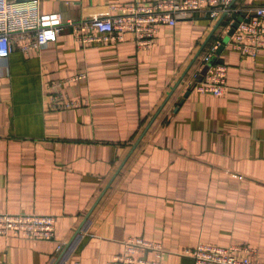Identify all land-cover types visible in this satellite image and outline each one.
I'll return each mask as SVG.
<instances>
[{"label": "crops", "instance_id": "obj_1", "mask_svg": "<svg viewBox=\"0 0 264 264\" xmlns=\"http://www.w3.org/2000/svg\"><path fill=\"white\" fill-rule=\"evenodd\" d=\"M38 1L75 21L154 0ZM217 21L159 25L146 50L130 35L82 45L68 27L40 49L12 41L0 60V213L56 222L53 240L0 239V264H106L129 237L160 243L162 264H192L179 254L198 244L252 247L264 263V51L224 45V93H197L189 81ZM59 91L79 105L52 109Z\"/></svg>", "mask_w": 264, "mask_h": 264}, {"label": "built area", "instance_id": "obj_2", "mask_svg": "<svg viewBox=\"0 0 264 264\" xmlns=\"http://www.w3.org/2000/svg\"><path fill=\"white\" fill-rule=\"evenodd\" d=\"M234 0H154L150 4L114 7L111 13L95 18L64 21L59 13H42L38 0H0V60H6L15 39L28 41L23 51L40 49L54 43L63 27L71 30L82 45L99 42H122L127 35L134 38L136 48L146 50L159 25L174 27L179 19L192 14L211 20L222 19L223 33L208 46L200 68L192 75L189 86L197 93L221 96L226 88L227 66L219 60L217 51L238 18L240 21L225 45L240 55L255 56L264 51V5L234 7ZM214 61L209 65L210 60ZM203 75L201 72L206 68ZM83 74L51 84L49 88L79 80ZM52 109H70L79 102L65 98L62 92L53 94ZM56 219L51 215L0 213V239L9 236L31 240H53ZM61 244L56 250L61 249ZM165 249L160 243L140 237L122 241V249L106 264H162ZM179 255L193 264H264L257 260L255 248L241 245L227 247L198 244ZM151 256V257H150ZM73 264H79L74 262Z\"/></svg>", "mask_w": 264, "mask_h": 264}, {"label": "water", "instance_id": "obj_3", "mask_svg": "<svg viewBox=\"0 0 264 264\" xmlns=\"http://www.w3.org/2000/svg\"><path fill=\"white\" fill-rule=\"evenodd\" d=\"M222 19H223V17L220 18V19L217 21V23H216L215 26L213 27L212 31L210 32V35L208 36V38L206 39V41L203 43L202 47L200 48V51H201V49L205 46V44L208 42V40L210 39V37L213 35L215 29H216V28L219 26V24L222 22ZM239 21H240V18H238V19L236 20V22L233 24V27H232V28L230 29V31L228 32L227 37L231 35V33L233 32V29L236 27V25H237V23H238ZM227 37L223 40L222 45L219 47V49H218V51H217V53H216L217 55H219V53H220V51L222 50L223 46L226 44ZM193 61H194V60H192V62L190 63V65L193 63ZM213 61H214V58H212L208 64L210 65ZM190 65L187 67L186 72L188 71ZM206 69H207V67L204 68V70L201 72V75H203V74L205 73ZM186 72H185V73H186ZM187 93H188V92H187ZM151 123H152V120H151V121L149 122V124L146 126V128L144 129V131L142 132V134L139 136V138H138L137 141L135 142L133 148L139 143V141L141 140V138H142V136L144 135V133H145V132L147 131V129L150 127ZM191 261H192V260H191ZM192 264H193V263H192Z\"/></svg>", "mask_w": 264, "mask_h": 264}, {"label": "trees", "instance_id": "obj_4", "mask_svg": "<svg viewBox=\"0 0 264 264\" xmlns=\"http://www.w3.org/2000/svg\"><path fill=\"white\" fill-rule=\"evenodd\" d=\"M53 94H56V93H53ZM53 94H52V95H53Z\"/></svg>", "mask_w": 264, "mask_h": 264}]
</instances>
